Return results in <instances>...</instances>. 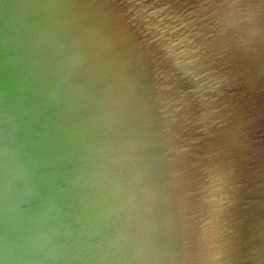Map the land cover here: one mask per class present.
<instances>
[{
	"label": "bare ground",
	"instance_id": "bare-ground-1",
	"mask_svg": "<svg viewBox=\"0 0 264 264\" xmlns=\"http://www.w3.org/2000/svg\"><path fill=\"white\" fill-rule=\"evenodd\" d=\"M0 264H264V0H0Z\"/></svg>",
	"mask_w": 264,
	"mask_h": 264
}]
</instances>
